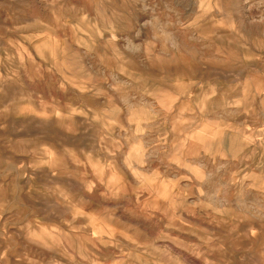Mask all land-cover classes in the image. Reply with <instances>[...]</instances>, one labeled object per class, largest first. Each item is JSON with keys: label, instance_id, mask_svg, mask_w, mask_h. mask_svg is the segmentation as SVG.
Returning a JSON list of instances; mask_svg holds the SVG:
<instances>
[{"label": "rangeland", "instance_id": "1", "mask_svg": "<svg viewBox=\"0 0 264 264\" xmlns=\"http://www.w3.org/2000/svg\"><path fill=\"white\" fill-rule=\"evenodd\" d=\"M0 264H264V0H0Z\"/></svg>", "mask_w": 264, "mask_h": 264}]
</instances>
